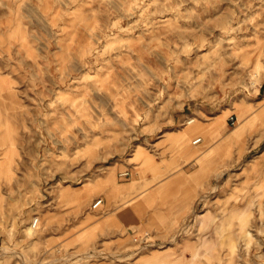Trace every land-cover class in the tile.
I'll use <instances>...</instances> for the list:
<instances>
[{
  "label": "rangeland",
  "instance_id": "obj_1",
  "mask_svg": "<svg viewBox=\"0 0 264 264\" xmlns=\"http://www.w3.org/2000/svg\"><path fill=\"white\" fill-rule=\"evenodd\" d=\"M220 83L244 97L240 122L228 112L240 143L208 155L221 165L180 230L185 259L264 264V170L251 168L264 154V0H0V264L89 262L88 239L63 237L76 212L119 192L120 163L165 176L173 108L220 99ZM127 232L132 255L166 244L152 227Z\"/></svg>",
  "mask_w": 264,
  "mask_h": 264
},
{
  "label": "crops",
  "instance_id": "obj_2",
  "mask_svg": "<svg viewBox=\"0 0 264 264\" xmlns=\"http://www.w3.org/2000/svg\"><path fill=\"white\" fill-rule=\"evenodd\" d=\"M220 85V99L187 100L182 106L173 108L169 129L160 137L161 140L169 139L166 148H159L160 154H170L167 161L161 157L162 167H157L167 171L165 176L155 180L154 172L147 165L136 166L133 161L120 163L116 168H126L123 172L129 173L122 174L127 180L118 184L119 192L111 198L105 193L102 206H93L84 213L76 212L71 229H65L63 237L64 240L71 239L74 247L86 239L90 241V259L86 264H189L185 259L189 240L180 230L202 198L204 188L210 184L207 177L210 166L221 165L217 157L208 155L222 153L230 143L233 148H239L240 143L237 127L232 126L228 112L230 109L237 112L240 122V114L246 108L244 97L235 94L228 99L226 88L222 87L223 83ZM188 116L197 117L201 124L198 131L203 135L199 136L202 139L198 142L191 141V136L198 131L186 133ZM200 155L206 156L204 162L192 168L193 161ZM139 188H143L142 193L134 194ZM86 221L87 226H83ZM145 227H152V232L166 244L139 255L126 252L127 229L132 232L133 228Z\"/></svg>",
  "mask_w": 264,
  "mask_h": 264
},
{
  "label": "bare ground",
  "instance_id": "obj_3",
  "mask_svg": "<svg viewBox=\"0 0 264 264\" xmlns=\"http://www.w3.org/2000/svg\"><path fill=\"white\" fill-rule=\"evenodd\" d=\"M135 3V2H134ZM137 7V6H136ZM123 9V8H122ZM87 86V85H86ZM253 86V85H252ZM93 88V87H92ZM82 95V94H81ZM76 97H78L77 95H76ZM82 97V96H81ZM187 131H186V133H188L189 135L192 133V132H196V131H198L199 130V128H200V123H199V121H198V118L197 117H194V116H190V117H188L187 118ZM184 128V127H183ZM197 139V138H196ZM196 139H194L193 140V142H195V140ZM252 171L254 172V173H256V174H260V173H262L263 172V170H264V154H262V156H261V158L260 159H258L256 162H253L252 163ZM221 174V173H220ZM217 189V188H216ZM215 191V190H214ZM168 193V192H167ZM7 195V194H6ZM167 195V194H166ZM12 197V196H11ZM177 198V197H176ZM175 199V198H174ZM11 202V201H10ZM172 203H173V201H172ZM5 205V204H4ZM175 205V204H174ZM177 205V204H176ZM155 206V205H154ZM183 206V205H182ZM157 207V206H156ZM159 207V206H158ZM174 207V206H173ZM176 207V206H175ZM163 208V207H162ZM178 208V207H177ZM153 209V208H152ZM155 209V208H154ZM44 212V211H43ZM155 214V213H154ZM39 216V215H38ZM38 216H36L35 217V220L36 219H38V222H39V219H40V217H38ZM2 217V216H1ZM4 219H5V217H4ZM35 220L33 221V224H31L30 226H28V230L29 231H32V230H34V228L38 225V222L37 223H35ZM160 222V221H159ZM27 224V223H26ZM188 224V223H187ZM189 225V224H188ZM191 225V224H190ZM187 229V228H186ZM35 232V231H34ZM32 234V233H31ZM6 238V237H5ZM232 241V240H231ZM250 241V240H249ZM106 254V253H105ZM25 257V256H24ZM25 259V258H24ZM31 260V259H30ZM27 261V260H26ZM28 261H29V259H28Z\"/></svg>",
  "mask_w": 264,
  "mask_h": 264
},
{
  "label": "built area",
  "instance_id": "obj_4",
  "mask_svg": "<svg viewBox=\"0 0 264 264\" xmlns=\"http://www.w3.org/2000/svg\"><path fill=\"white\" fill-rule=\"evenodd\" d=\"M232 118H234V116H232ZM201 139H202V137H198V138L195 140V142H198V141H200ZM128 173H129L128 171H125L123 174H128ZM102 202H103V198H99V199H97V200L94 202L93 206H94V207H97V206L101 205ZM37 222H38V219L35 220V223H37ZM136 240H137V239H136Z\"/></svg>",
  "mask_w": 264,
  "mask_h": 264
}]
</instances>
